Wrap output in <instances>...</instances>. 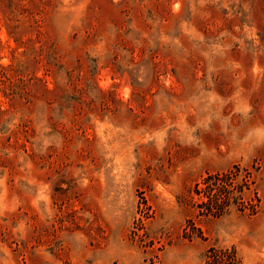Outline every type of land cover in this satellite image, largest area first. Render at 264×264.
<instances>
[{"label":"rangeland","instance_id":"374dc122","mask_svg":"<svg viewBox=\"0 0 264 264\" xmlns=\"http://www.w3.org/2000/svg\"><path fill=\"white\" fill-rule=\"evenodd\" d=\"M0 264H264V0H0Z\"/></svg>","mask_w":264,"mask_h":264}]
</instances>
